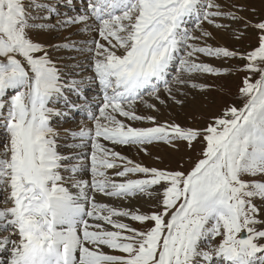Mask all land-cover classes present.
<instances>
[{
	"label": "snow or ice",
	"instance_id": "6c2138e0",
	"mask_svg": "<svg viewBox=\"0 0 264 264\" xmlns=\"http://www.w3.org/2000/svg\"><path fill=\"white\" fill-rule=\"evenodd\" d=\"M73 26L88 38L44 39ZM210 29L249 43H213ZM62 50L93 74L66 71ZM239 72L240 104L204 127L161 122L145 99L183 105L178 96L222 90L208 78ZM70 110L90 123L62 136L53 122ZM0 134L7 264H264V12L247 3L0 0ZM158 143L200 145L198 158L157 168L119 150L150 155Z\"/></svg>",
	"mask_w": 264,
	"mask_h": 264
},
{
	"label": "rangeland",
	"instance_id": "374dc122",
	"mask_svg": "<svg viewBox=\"0 0 264 264\" xmlns=\"http://www.w3.org/2000/svg\"><path fill=\"white\" fill-rule=\"evenodd\" d=\"M77 8H79V0H75ZM224 2V0H221ZM228 3L233 2V0H227ZM236 3H247L252 7H255L258 11L264 12V0H235ZM61 11H67L65 8H61ZM72 13L69 12V15ZM240 15L248 16L251 18L254 14L251 12H241ZM76 27L73 26L63 30L59 35L53 34L50 38L45 36L44 39L47 41L51 39L52 42H60L63 41L65 37H71L72 40H83L88 37L84 34L77 33ZM216 35L217 40L213 43L224 45L229 47L230 49H240L241 51L245 50L247 47L249 40L247 38L242 39L240 41H236L232 36L223 31H217L215 29H210ZM198 34V33H197ZM71 53V55L67 56ZM57 56L62 57L60 61L61 66L65 67V70L68 71V68H71L69 71L73 75L76 76L77 79H80L81 76L92 75V71L87 67L88 61L85 60L83 56L78 55L75 52L64 51L62 50L59 53H56ZM75 56V59L71 57ZM72 61L71 65L68 62ZM67 61V62H66ZM244 61L234 60L231 62L233 68L242 66ZM78 65V66H77ZM79 73L80 75H76ZM245 73L239 72L234 73L233 75H229L226 77L217 78H208L206 83L214 84L222 86L221 91L213 90L206 91L204 93L197 91H191V94L185 98L182 96H178L179 99H185V103L183 105L176 104L172 100H168L165 105L159 104L158 101L152 100L150 97H145L146 100L153 103L156 102L157 106L160 108V114L152 113L153 115H158V119L163 121H174L183 126H193V127H204L209 120L216 115H219L224 107H226L230 103L240 104V101L236 99L237 97V89L240 86L241 80ZM83 94L88 97V101L91 103H96L93 101V96L97 94V88L95 85L89 84L87 81L85 82V86L83 89ZM193 96L195 99H193ZM162 98H167V94L162 91ZM70 100L75 102L76 104L83 105L85 101L79 99L76 95H70ZM138 110L142 113L149 112L150 110L144 108L143 104H139ZM76 110L68 111L66 116L57 118L54 120V127H56L62 136H65L64 129H71L73 131L79 130L81 127V121L85 123H90L86 120V115L83 113H75ZM84 119V120H83ZM3 139L2 134H0V140ZM73 141L69 137L66 140L62 141L63 145L71 144ZM149 153L150 155H146L144 153L133 154L130 158L135 160L136 162L142 163L145 166L157 167V168H176L177 165L181 162L185 163L186 168L191 167V163L189 161H195L198 156V150L200 145H196V147L192 150H188L184 144L180 145L179 151H174L168 145L163 143H158L151 145ZM66 154L72 153V151H79L78 149L73 150L67 147L62 149ZM135 150V148H132ZM181 158H183L181 160ZM142 211H150L151 209L146 205ZM5 205L0 204V207H4ZM7 232L0 233V235H7Z\"/></svg>",
	"mask_w": 264,
	"mask_h": 264
},
{
	"label": "bare ground",
	"instance_id": "6f19581e",
	"mask_svg": "<svg viewBox=\"0 0 264 264\" xmlns=\"http://www.w3.org/2000/svg\"><path fill=\"white\" fill-rule=\"evenodd\" d=\"M65 54H68L67 56L71 55V53H66L64 52ZM67 62V61H66ZM72 61L70 60V62H68L69 65H71ZM73 64V63H72ZM69 70L71 68H68ZM67 70V69H66ZM68 70V71H69ZM71 72V71H69ZM153 103H156V102H153ZM84 120V119H83ZM85 121V120H84ZM72 143V142H71ZM150 147L152 146H149V149ZM152 148H155V147H152ZM120 151L123 152V154L127 155L128 157H131L133 154H137V151L135 150H132V148H121L119 149ZM73 152V151H72ZM145 208V205L143 202H141V210H143ZM10 247V246H9ZM10 259V252L8 250H6L5 248H0V264H7V261Z\"/></svg>",
	"mask_w": 264,
	"mask_h": 264
}]
</instances>
